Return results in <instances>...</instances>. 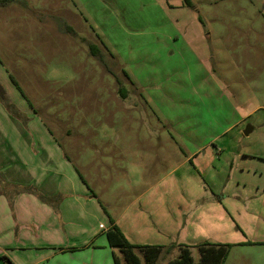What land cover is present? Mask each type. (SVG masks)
Listing matches in <instances>:
<instances>
[{
	"label": "rangeland",
	"instance_id": "rangeland-1",
	"mask_svg": "<svg viewBox=\"0 0 264 264\" xmlns=\"http://www.w3.org/2000/svg\"><path fill=\"white\" fill-rule=\"evenodd\" d=\"M22 1L0 11V64L126 241L155 264L202 244L264 264V0ZM200 47L237 118L195 98L177 54Z\"/></svg>",
	"mask_w": 264,
	"mask_h": 264
},
{
	"label": "crops",
	"instance_id": "crops-1",
	"mask_svg": "<svg viewBox=\"0 0 264 264\" xmlns=\"http://www.w3.org/2000/svg\"><path fill=\"white\" fill-rule=\"evenodd\" d=\"M22 2L14 0L0 11ZM203 49L187 48L179 54L172 50L169 55H185L190 60L185 69L187 82L198 102L212 96L223 99L237 118L236 108L230 104L236 93L228 94L225 89L230 82L221 75L215 79L214 71L205 66L207 59L199 57ZM0 88L26 121L23 125L0 103V264H5L2 256L13 264H114L116 256L122 264L106 238L110 220L117 223L92 195L75 166L64 162L60 147L37 121L32 106L15 91L1 64ZM209 107H215L220 117L226 114L218 105ZM209 107L204 106V113H212ZM213 136L210 141L220 134Z\"/></svg>",
	"mask_w": 264,
	"mask_h": 264
},
{
	"label": "trees",
	"instance_id": "trees-1",
	"mask_svg": "<svg viewBox=\"0 0 264 264\" xmlns=\"http://www.w3.org/2000/svg\"><path fill=\"white\" fill-rule=\"evenodd\" d=\"M14 0H0V8L5 7L7 4L12 3ZM187 7L192 8L189 0H183ZM199 21H201L199 19ZM9 80L12 85L16 88V90L20 93V95L24 98L23 94L21 93L16 81L12 76L9 75ZM27 102V101H26ZM0 103H2L7 111L15 118L21 120V122L26 124L17 112L13 110V107L9 104L5 93L0 88ZM30 106V104H29ZM111 228H109L106 232V238L109 244V247L112 249L118 250L125 264H141L140 259L134 253L135 250H139L143 254L144 264H155L160 253L161 249L154 246H144V247H136L129 244L126 239L124 238L123 234L114 225L113 221L110 220ZM230 246H212L207 244H202L198 246V254L199 260L198 262H194L190 251L187 248H183L180 251L179 256L174 259L168 261L167 264H224L226 258L229 253ZM1 259L5 264H13L7 257L2 256ZM114 264H120L119 259L114 256Z\"/></svg>",
	"mask_w": 264,
	"mask_h": 264
},
{
	"label": "water",
	"instance_id": "water-1",
	"mask_svg": "<svg viewBox=\"0 0 264 264\" xmlns=\"http://www.w3.org/2000/svg\"><path fill=\"white\" fill-rule=\"evenodd\" d=\"M247 134H248V132L245 133V135H247Z\"/></svg>",
	"mask_w": 264,
	"mask_h": 264
}]
</instances>
